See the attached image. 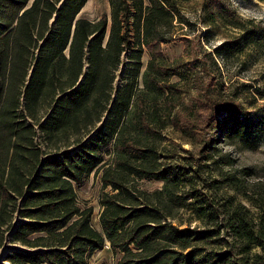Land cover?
I'll use <instances>...</instances> for the list:
<instances>
[{
    "label": "trees",
    "instance_id": "1",
    "mask_svg": "<svg viewBox=\"0 0 264 264\" xmlns=\"http://www.w3.org/2000/svg\"><path fill=\"white\" fill-rule=\"evenodd\" d=\"M88 1L0 0V248L10 240L27 249L4 261L89 264L109 244L116 264H264V215L256 222L245 206L222 210L209 195L197 196V175L130 134L138 82L115 93L127 50L136 71L149 52L147 87L161 88V76L175 73L162 46L173 40L181 5L191 0H109L110 17L98 21L82 16ZM211 3L209 23L228 21L230 8ZM242 38L254 36L248 31ZM193 79L199 101L173 123L191 135L195 109L209 114L202 139L209 152L208 131H244L248 112L224 102L220 118L214 93L221 84L214 76L205 82L197 66ZM136 122L140 134L153 131L141 111ZM108 147L112 161L105 163ZM101 169L103 189L111 191L100 199L98 231L93 208L78 204L77 189ZM144 179L163 186L148 192L138 183ZM183 209L194 210L202 226L182 228Z\"/></svg>",
    "mask_w": 264,
    "mask_h": 264
},
{
    "label": "rangeland",
    "instance_id": "2",
    "mask_svg": "<svg viewBox=\"0 0 264 264\" xmlns=\"http://www.w3.org/2000/svg\"><path fill=\"white\" fill-rule=\"evenodd\" d=\"M219 4L230 8L229 20L220 19L209 23L211 0H191L181 5V20L175 22V35L172 41L163 44L166 61L172 62L174 74L161 76V88L147 87L144 73L151 60L148 51L141 55L140 67L136 71L130 58L132 51L123 53L121 65L114 82L115 93L127 82L136 80L134 107L129 123L130 134L140 138L144 144L158 149L162 160L174 166L187 169L196 176L195 190L207 194L216 207L245 206L251 217L259 222L264 215V2L261 0H218ZM82 16L98 21L103 14L110 17L109 0H89L82 10ZM239 23L242 28L233 27ZM254 36L253 42L242 40L245 32ZM188 38V39H184ZM197 66L200 76L206 82L214 76L219 82L214 97L218 103L219 117L224 102L232 101L248 112L250 125L244 131H233L230 136L210 129L206 135L213 150L203 151L202 139L206 133L207 113L195 109L188 118L191 135L183 133L173 123L178 116L189 112V107L198 103L200 91L193 79ZM136 75V78H135ZM135 78V79H134ZM171 85L173 87L169 88ZM140 111L151 121L153 131L142 135L136 129V117ZM108 119L106 115L101 126ZM222 120V119H221ZM42 138H38L41 142ZM213 140V141H212ZM111 147L104 150L105 163L112 161ZM229 162V163H228ZM108 166H106L107 168ZM93 172L85 183L77 189L78 204L92 207V224L101 231L100 199L104 192L101 175ZM140 187L148 192L162 188L163 183L155 180H138ZM183 188V186H182ZM189 187L183 192H189ZM192 198L191 201H194ZM184 222L181 227L202 226L196 219L194 210L183 209L177 213ZM179 222V221H178ZM177 224V223H176ZM15 249L27 250L12 244L10 240L0 248V264L7 254ZM117 257L109 244L95 252L89 264H116Z\"/></svg>",
    "mask_w": 264,
    "mask_h": 264
}]
</instances>
